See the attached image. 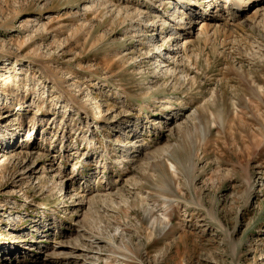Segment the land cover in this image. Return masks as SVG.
Returning a JSON list of instances; mask_svg holds the SVG:
<instances>
[{"label":"rangeland","instance_id":"374dc122","mask_svg":"<svg viewBox=\"0 0 264 264\" xmlns=\"http://www.w3.org/2000/svg\"><path fill=\"white\" fill-rule=\"evenodd\" d=\"M151 1L0 0V264H264V24Z\"/></svg>","mask_w":264,"mask_h":264},{"label":"bare ground","instance_id":"6f19581e","mask_svg":"<svg viewBox=\"0 0 264 264\" xmlns=\"http://www.w3.org/2000/svg\"><path fill=\"white\" fill-rule=\"evenodd\" d=\"M147 1H148L147 4L153 3V1H151V0H147ZM174 1L176 4V6H175L176 7V15H174L175 18L173 19V21L174 22L178 21V24H176V26H175L176 31L174 33L170 34L165 39L166 44L164 45V47L162 49V51L164 50L165 53H164V56H162V59H160L161 63L157 65V67H160L159 70L164 69L165 70L164 72H166L167 74L173 73L169 69V67L172 63L171 62L169 63L168 59L174 60L175 61L174 64L175 65L177 64V62L180 60V53H182L181 51H185V48H187L188 47L187 45H189V43H190L189 37L191 36V34H194V32L189 31V30L195 29L197 27V25L201 24L200 29L201 28L203 29V27H206V28H209L210 32H211L214 29H217L220 27V24H218L217 21H226L228 23H229V21L234 22L238 18H240L243 13H245L248 10H251V11L254 10L253 17L255 18V20H258L259 18H261L260 21L263 22V24H264V3H263L264 0H205L204 5H201V6H197V3L195 4L196 0H174ZM89 7H90V9H88V10L96 9V5L93 3H91L87 8H89ZM223 9L227 10V16L226 17L224 15H222ZM236 9H238V11ZM143 15H142V17L147 18L146 16H143ZM147 16H149V15H147ZM149 18H151V17L149 16L147 19H149ZM161 20L162 19H160V21ZM145 21H147V20H145ZM166 24H167L166 22H163L161 25H166ZM184 24H186V25H184ZM149 25L157 27V25L156 24L153 25V23H150V24L147 23L146 27ZM20 27H21L20 25L19 26L16 25V27L13 30H17ZM166 27H167V25H166ZM164 29H165V26L162 28L160 35H162L164 33L163 32ZM153 53H155V52L153 51ZM151 56H152V54L149 53V58ZM181 61H183V60H180L179 64L181 63ZM175 73L176 72H174V74ZM172 77H174V76H172ZM68 100H70V99H68ZM92 148H94V147H92ZM160 151L162 152V154L164 153V149H162ZM137 152H138V150H137ZM92 154H94V151L92 152ZM120 165H121V162H120ZM73 170L74 171L71 172L70 176L73 175L75 171L79 170V168L76 164L73 166ZM71 178L74 179L73 176H71ZM67 180H69L71 182L70 179H67Z\"/></svg>","mask_w":264,"mask_h":264}]
</instances>
